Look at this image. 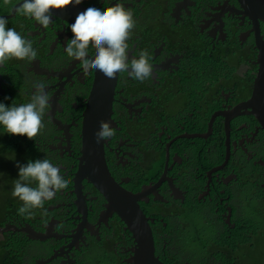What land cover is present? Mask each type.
Returning <instances> with one entry per match:
<instances>
[{"label": "flooded vegetation", "instance_id": "af4514ba", "mask_svg": "<svg viewBox=\"0 0 264 264\" xmlns=\"http://www.w3.org/2000/svg\"><path fill=\"white\" fill-rule=\"evenodd\" d=\"M92 4L103 5V0L67 8L76 14ZM153 5L165 7L171 21L150 22L149 39H140L135 28L127 41L129 58L148 51L153 73L143 83L120 73L111 110L100 109L102 122H110L115 134L98 143L100 123L91 131L89 121L97 74L67 56L72 24L67 15L54 12L53 22L44 28L15 11L17 0L9 6L0 3L8 27L37 51L33 61L12 59L0 66V102L8 106L13 100L28 101L26 89L19 85L25 75L52 90L41 132L34 140L1 132L0 154L13 156L10 179L18 178L17 163L44 156L69 179L67 187L47 201L46 216L0 219V228L30 224L43 231L52 225L51 240L34 246L43 264H136L134 239L117 213L106 211L109 201L86 180L94 169H82L101 146L116 181L139 195L161 264H218L217 242L253 240L260 230L251 218L254 213L246 210L251 199L264 210V130L256 117L260 107L250 103L258 77L264 89V0H132L125 7L136 18L146 10L149 15ZM42 68L58 71L60 78H41L36 71ZM166 97L171 106L163 103ZM26 183L36 185L34 180ZM212 185L221 195L227 193V211L217 210L204 234L211 253L197 257L165 202L188 200L202 186ZM85 223L89 226L82 229ZM186 250L189 255L182 257ZM87 251L93 254L89 261Z\"/></svg>", "mask_w": 264, "mask_h": 264}, {"label": "clouds", "instance_id": "9594fccd", "mask_svg": "<svg viewBox=\"0 0 264 264\" xmlns=\"http://www.w3.org/2000/svg\"><path fill=\"white\" fill-rule=\"evenodd\" d=\"M10 2L11 0H0V3L4 6H9ZM83 2L84 0H17L18 7L15 6V11L35 21L44 28H48L53 22L52 14L54 12L65 13L67 21L72 23L69 26L71 37L65 43V52L69 58L81 61L85 70L94 69L96 70V74H99V71L107 78H114L119 73H127V76L134 81L143 83L148 80L153 73V65L150 63L152 57L148 51L145 50L138 54H133L131 58L128 55L131 49L127 41L130 38L131 30L135 27V20L133 11L125 7V5L131 3L132 0H103V5L92 4L76 14L67 8L69 4L79 5ZM105 2L112 6H104ZM165 11L166 9L162 5L160 7L153 5L148 15L149 22L169 21V13H165ZM152 37L153 35L151 34L150 38ZM90 48L94 49L93 54H90ZM53 53L54 50L51 54ZM36 57L37 51L33 48L30 40L16 31L15 28L8 27V21L3 16H0V66H3L8 60L33 61ZM30 72L31 70H29ZM36 73L41 78L45 77L49 80L60 78L59 72L52 69L42 68L36 71ZM98 82L96 80V86ZM19 85L24 86L26 89L28 101L18 104L13 100L8 106L4 102H0V134L2 132V134L7 133L12 136H23L29 140H34L41 132L43 120L50 109V97L48 93L52 92V90L48 86L46 88L44 82H35L29 75L21 78ZM258 85L259 90L257 91ZM263 90H261L260 83L256 84V90L250 101L252 105H257L261 98L254 99L256 92L262 96ZM4 99L7 100L8 97ZM90 127L91 131H93L95 126L90 123ZM114 134V130L109 123L101 122L99 130L95 135L99 143L111 138ZM16 167L18 169V178L15 179L14 185L11 184V187H0V209H2L0 219L7 217L10 220L14 218L21 221L22 219H30L35 214L46 216L47 201L53 199L60 190L66 188L69 184V179L63 174L62 168L46 156L42 159L30 160L25 164L17 163ZM88 169H90V166ZM111 173L113 176L112 171ZM92 179L93 177L86 178V180L95 186ZM31 180L36 182L35 186L32 183H26V181ZM114 180L123 188L121 183L117 182L115 178ZM11 182L12 179H10ZM96 189L106 199L97 187ZM226 195V192L224 195H221V190L215 188L213 185L202 186L199 188V192L191 195V198L188 200L177 198L165 203L169 204V207L176 213V224L179 226L182 236V233L187 231H183L185 225L189 223L193 224L197 219L201 221V218H203L205 221L201 222L207 227V222H211L217 210L222 209L221 213L227 211ZM138 197L135 198V202L139 205L141 213L142 209L139 204L141 201ZM129 203L125 207H128ZM250 204L246 211L255 214L251 218L259 222L257 224L260 227L264 210L255 199H251ZM253 205H256L258 214L252 210ZM79 206L83 207L80 203ZM117 208L121 207L117 206ZM106 211L115 212V209L111 208L109 203H107ZM115 213H117L118 218L130 232L137 245L136 251H138L140 249L139 243L126 222L128 214ZM141 214H143V218L149 224L148 229L151 231L155 243L154 233L152 227H150V219L143 212ZM85 226L89 225L85 223L82 229ZM195 227L196 225L193 228ZM4 228L9 229L4 233L10 232L11 235H21L28 241H32L27 255H23L22 259L14 250L11 251L14 257L20 260V264H28L24 260L35 261V264H43V259L37 256V248H34V246L51 240V224L44 228L43 231L35 229L30 224L19 226L8 223V225L0 229ZM25 229L32 230L34 233L29 236ZM184 240L187 241L188 239L185 238ZM217 244H215L216 250L214 251V255L218 258V264H236V257H241L238 254L241 252V248L245 252L249 250L258 252L262 241L248 240L238 242L236 240L229 242L227 245L218 242ZM2 247L8 249L5 246ZM196 256L198 257L199 255L196 254Z\"/></svg>", "mask_w": 264, "mask_h": 264}, {"label": "water", "instance_id": "95a60500", "mask_svg": "<svg viewBox=\"0 0 264 264\" xmlns=\"http://www.w3.org/2000/svg\"><path fill=\"white\" fill-rule=\"evenodd\" d=\"M239 1V0H238ZM83 10V9H82ZM97 74V89H95L90 98V111L89 121L93 126L98 125L102 122V115L100 109L103 106H107L110 111L115 100L114 91L116 89V85L118 83V79L120 73L117 74L114 78H107L103 73L99 72ZM264 74L263 70L261 71V75ZM257 82L259 84L260 77H258ZM259 90V85L257 91ZM261 97V98H260ZM260 101L257 106L260 107L261 112L256 113L257 120L259 121L262 129L264 130V91L262 96L260 93L256 92L254 99H259ZM110 123V122H109ZM226 131H227V146L228 149L230 147V132L231 125L229 120L226 121ZM204 135H194L197 138H203ZM229 152V150H228ZM92 160L88 161V165H84V168H93L94 173L92 174V182L95 186L101 191V193L106 197L109 201L110 207L115 209V212L120 214L127 215L128 219L126 220L131 232L139 243L140 249L136 251V264H161L160 260L156 258V250L154 249V240L149 231L148 222L143 218V214L140 213L139 205L135 202V198L138 197V194H132L131 192L121 188L114 180L112 173L109 169L108 162L104 157V149L103 146L95 152ZM139 198V197H138ZM135 204H132V203ZM128 204V207L125 205ZM120 206L121 208H117ZM8 228L0 229V233H4L8 231ZM26 232L30 235L34 233V231L25 229Z\"/></svg>", "mask_w": 264, "mask_h": 264}, {"label": "rangeland", "instance_id": "374dc122", "mask_svg": "<svg viewBox=\"0 0 264 264\" xmlns=\"http://www.w3.org/2000/svg\"><path fill=\"white\" fill-rule=\"evenodd\" d=\"M163 1V0H162ZM135 27L134 29H138L137 35L139 34L140 39H149L151 35V24L149 22V17L147 10L145 12H140L137 17L135 18ZM134 29L130 32V37L133 34ZM133 36V35H132ZM244 73V72H240ZM170 97H166L163 99V103H165L167 106L172 105V101L169 99ZM2 141L0 140V146ZM15 160V157H14ZM13 163V156H8L6 154H0V187L4 188L5 186L11 187L10 183V174L11 167ZM11 172V173H10ZM11 189V188H10ZM197 224L196 227H200L199 230L203 231L205 230L203 228V223L200 221V219L196 220ZM259 234V235H257ZM214 236V235H213ZM187 239V237H185ZM215 238V236H214ZM193 239L196 241V243H188V240L186 241L188 243V246L190 247V250H193L192 252L201 256L203 254L208 255L211 253V248L208 247V240L204 238L201 242L199 241V238H197V235H193ZM255 241H262L261 247L259 248V251H246L241 248V252L238 253L241 255V257H236V264H264V216L262 217V222L260 225V230L258 233L254 235L252 238ZM86 256V260L89 261L90 257L93 255L90 253V251H87L84 253Z\"/></svg>", "mask_w": 264, "mask_h": 264}, {"label": "trees", "instance_id": "16d2710c", "mask_svg": "<svg viewBox=\"0 0 264 264\" xmlns=\"http://www.w3.org/2000/svg\"><path fill=\"white\" fill-rule=\"evenodd\" d=\"M171 21V19L169 20ZM22 138H25L22 136ZM29 142V141H28ZM17 178H12V182L11 184L14 185V181ZM252 210L258 214L257 211V207L256 205L252 206ZM2 212V209H0V214ZM204 217V216H203ZM199 218V217H197ZM31 219V218H30ZM30 219H27L26 221H30ZM201 221H205L203 218H201ZM254 222L258 223L257 221L254 220ZM196 225V222L193 224H187L185 225V228L183 231H186V229L188 228H193ZM210 226V222H207V227H205L203 225V228L205 230L200 231L199 228L201 227H195L193 229H191L192 231H186L187 234L183 233L187 239H188V243H196V241L193 239V235H197V238H199V241L201 242L204 239V234L205 232L209 229ZM32 243V241H28L25 237L21 236V235H11L10 232L9 233H5L3 238L0 239V264H20V260L17 259V257H14L13 253L11 251H15L17 253V255L22 259L23 255H27V251L29 249L30 244ZM2 246L7 247L8 249L3 248ZM10 250V251H9ZM189 255V252L186 250V252H184L183 254H181L182 257H186ZM195 254L191 253V256H194ZM26 262H28V264H34L33 261H29V260H24Z\"/></svg>", "mask_w": 264, "mask_h": 264}]
</instances>
